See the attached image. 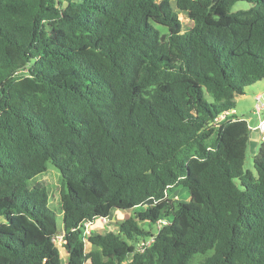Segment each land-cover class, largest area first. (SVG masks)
Here are the masks:
<instances>
[{
	"label": "trees",
	"instance_id": "1",
	"mask_svg": "<svg viewBox=\"0 0 264 264\" xmlns=\"http://www.w3.org/2000/svg\"><path fill=\"white\" fill-rule=\"evenodd\" d=\"M175 4L0 0V264H65L61 233L67 264H264V140L255 175L249 123L216 124L264 80V0Z\"/></svg>",
	"mask_w": 264,
	"mask_h": 264
},
{
	"label": "rangeland",
	"instance_id": "2",
	"mask_svg": "<svg viewBox=\"0 0 264 264\" xmlns=\"http://www.w3.org/2000/svg\"><path fill=\"white\" fill-rule=\"evenodd\" d=\"M172 5L175 10L176 4L175 0H172ZM252 7V4L247 2H238L233 8V11H240V10H249ZM180 20L185 25V28H188L192 25L191 20L187 18V16L183 13L180 14ZM163 32H167V28L158 26ZM257 94H264V80L257 82L256 84L248 87L245 91L244 96H240L237 99V106H236V114L238 117L245 119L250 126L254 127L259 124L260 119H264V109L262 110L261 114L258 115L255 113L256 106L258 104V100L256 98ZM264 102V100L262 101ZM259 149L256 148V151L249 147L248 157L246 160L245 168L251 170L255 175L256 170L254 168V157L257 154ZM61 173L58 169H56L52 164H48V171L45 175L39 176L38 181L44 184H48L52 190V196L50 198V207L55 210L56 212L59 211V195L62 188V179ZM175 202L180 201H188L190 199V193L184 187L175 188L169 195ZM141 210V209H140ZM136 212V211H135ZM134 211H114L108 220H99L92 225L86 227V235L89 236L92 233L103 232L104 230H115L116 223L119 221H123L128 219L129 217L135 214ZM4 221L3 218L0 219V224ZM58 222L60 227H62V215L58 214ZM144 227L150 228L151 224L148 222L143 223ZM161 226L155 225L153 228L154 232H158ZM56 246L59 248L61 255L63 257V261L67 264L68 261V252L64 248V234L61 233L58 238L55 240ZM93 249L92 245L87 243V250L91 251Z\"/></svg>",
	"mask_w": 264,
	"mask_h": 264
},
{
	"label": "built area",
	"instance_id": "3",
	"mask_svg": "<svg viewBox=\"0 0 264 264\" xmlns=\"http://www.w3.org/2000/svg\"><path fill=\"white\" fill-rule=\"evenodd\" d=\"M256 98H257V100H258V104H257V106H256V111H255V113L258 114V115H260L261 112H262V110L264 109V102H262V101H263L262 95H257ZM233 113H235V110H233V111H231V112H228V113H226V114L221 115L219 118L216 119V124H219V123H220L221 121H223L227 116H229V115H231V114H233ZM252 129L259 130V131L261 132V134L263 135V138H264V119H260L257 128H251V130H252ZM89 225H92V224H91V223H87V224H86V227L89 226ZM144 245H145L144 243L140 244V245H139V248L142 249V250H144V249H143V248H144Z\"/></svg>",
	"mask_w": 264,
	"mask_h": 264
},
{
	"label": "crops",
	"instance_id": "4",
	"mask_svg": "<svg viewBox=\"0 0 264 264\" xmlns=\"http://www.w3.org/2000/svg\"><path fill=\"white\" fill-rule=\"evenodd\" d=\"M191 23H192V25L190 27L193 26V22L192 21H191ZM257 95H262V94H257ZM257 126H254V127L250 126V129L251 128H257ZM263 140H264L263 135L261 134V132L259 130H256V129H252L251 130V134H250V146L252 147V149L254 150V152L256 151V148L259 149V147H260V145H261V143H262Z\"/></svg>",
	"mask_w": 264,
	"mask_h": 264
},
{
	"label": "water",
	"instance_id": "5",
	"mask_svg": "<svg viewBox=\"0 0 264 264\" xmlns=\"http://www.w3.org/2000/svg\"><path fill=\"white\" fill-rule=\"evenodd\" d=\"M262 98H263V100H264V94L262 95Z\"/></svg>",
	"mask_w": 264,
	"mask_h": 264
}]
</instances>
